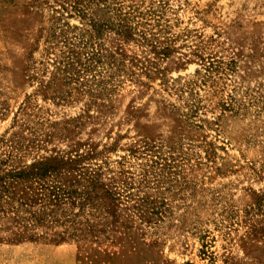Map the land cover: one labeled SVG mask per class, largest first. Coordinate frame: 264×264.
Instances as JSON below:
<instances>
[{
  "label": "rangeland",
  "instance_id": "obj_1",
  "mask_svg": "<svg viewBox=\"0 0 264 264\" xmlns=\"http://www.w3.org/2000/svg\"><path fill=\"white\" fill-rule=\"evenodd\" d=\"M0 264H264V0H0Z\"/></svg>",
  "mask_w": 264,
  "mask_h": 264
}]
</instances>
